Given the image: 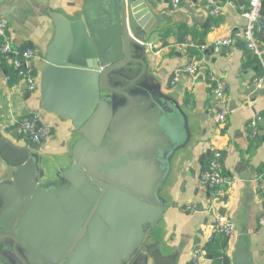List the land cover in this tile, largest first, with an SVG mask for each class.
<instances>
[{
    "label": "water",
    "instance_id": "95a60500",
    "mask_svg": "<svg viewBox=\"0 0 264 264\" xmlns=\"http://www.w3.org/2000/svg\"><path fill=\"white\" fill-rule=\"evenodd\" d=\"M51 15L40 108L71 121L75 138L59 161L0 127V264H178L182 248L161 225L190 118L147 57L166 18L149 0H84L77 20ZM237 232L233 264H255L247 229Z\"/></svg>",
    "mask_w": 264,
    "mask_h": 264
},
{
    "label": "crops",
    "instance_id": "0c3cea01",
    "mask_svg": "<svg viewBox=\"0 0 264 264\" xmlns=\"http://www.w3.org/2000/svg\"><path fill=\"white\" fill-rule=\"evenodd\" d=\"M149 1L166 18L147 44L150 72L166 93L179 100L192 132L189 145L174 159L165 190L170 204L161 225L164 239L170 248H182L178 264H190L196 244L206 245L202 228L215 219L210 211L213 205L236 228L247 229L252 260L264 264V224L259 223L264 197L257 182L264 174V89L255 83V78L264 76V69L258 55L243 44L249 1L218 0L222 11L218 16L211 15L207 0H184L177 9L170 0ZM83 6L84 0H1L0 16L8 22L18 49L38 50L34 64L40 71L56 33L51 13L77 20ZM222 36L233 37L235 43L216 54L211 48ZM257 40L264 49V38L257 36ZM197 61L202 63L198 74L185 75L171 84L176 67ZM8 68H12L9 62L0 64V127L14 143L27 146L32 142L19 134L14 121L29 111L41 110L40 94L30 93L20 79H8ZM212 74L227 81L229 114L224 123L216 121ZM257 116L261 117L260 132L253 135L249 123ZM42 121L51 134L40 144L41 151L65 161L75 138L71 121L43 111ZM214 149L222 152L223 170L232 178L231 185L209 187L201 181ZM50 181L60 180L44 179ZM237 239L238 232L225 252L229 264H233ZM209 254L201 264H217Z\"/></svg>",
    "mask_w": 264,
    "mask_h": 264
},
{
    "label": "built area",
    "instance_id": "2783aa9c",
    "mask_svg": "<svg viewBox=\"0 0 264 264\" xmlns=\"http://www.w3.org/2000/svg\"><path fill=\"white\" fill-rule=\"evenodd\" d=\"M1 1V0H0ZM184 0H170L173 9L181 6ZM249 9L246 12L247 23L244 28L243 37L247 48L258 55L264 69V49L259 46L257 36L264 34V0H248ZM210 6L211 15L221 14V6L218 0H207ZM11 28L8 22L0 16V64L9 62L17 73L21 82L25 83L27 90L31 93H39L41 73L36 69L34 59L39 57L38 50L29 47L20 50L14 43ZM235 40L231 36H222L215 40L214 52L221 53L227 47L233 45ZM202 63L199 61L181 65L175 68L171 79V84H177L185 75H196L201 70ZM8 79L10 76L8 75ZM213 85L214 106L216 108V121L224 123L229 114V104L227 100V81L224 76L212 74L210 77ZM258 89H264V76L255 78ZM261 117L257 116L249 123L252 134L257 135L260 132ZM19 134L27 137L34 144H41L51 134L49 126L42 121V110L29 111L22 115L20 119L14 121ZM201 181L209 187L228 186L232 184V178L227 176L223 170L222 152L214 149L208 167L201 174ZM258 190L264 197V174L258 177ZM215 219L207 222L202 228V234L206 238V245L214 242L219 237H225L231 240L237 235L235 223L228 219L218 208L211 206ZM260 224H264V214L259 219ZM206 245L196 244L193 249L192 264H201L207 260L208 251ZM224 264V263H220Z\"/></svg>",
    "mask_w": 264,
    "mask_h": 264
},
{
    "label": "trees",
    "instance_id": "16d2710c",
    "mask_svg": "<svg viewBox=\"0 0 264 264\" xmlns=\"http://www.w3.org/2000/svg\"><path fill=\"white\" fill-rule=\"evenodd\" d=\"M7 71L12 81H16L17 79H19L17 73L13 68H8ZM229 245H230L229 240L227 238L219 237L214 242L206 245V249L209 253H211L214 256V259L216 260L217 264H220L223 261L224 264H229L230 262L229 256H227L225 253ZM190 264H192L191 261Z\"/></svg>",
    "mask_w": 264,
    "mask_h": 264
}]
</instances>
